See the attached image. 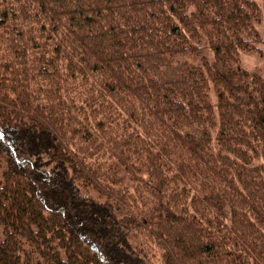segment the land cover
I'll list each match as a JSON object with an SVG mask.
<instances>
[{"label": "trees", "instance_id": "obj_1", "mask_svg": "<svg viewBox=\"0 0 264 264\" xmlns=\"http://www.w3.org/2000/svg\"><path fill=\"white\" fill-rule=\"evenodd\" d=\"M260 10L0 0V264H264Z\"/></svg>", "mask_w": 264, "mask_h": 264}, {"label": "rangeland", "instance_id": "obj_2", "mask_svg": "<svg viewBox=\"0 0 264 264\" xmlns=\"http://www.w3.org/2000/svg\"><path fill=\"white\" fill-rule=\"evenodd\" d=\"M261 7L260 21L256 23V28L259 31L260 41H255L254 45L248 51H241L239 53L240 64L246 68L257 67L260 69L262 76L264 77V0H257ZM206 51V50H205ZM207 56L209 53L204 52ZM6 168V162L0 158V186L3 183V171Z\"/></svg>", "mask_w": 264, "mask_h": 264}]
</instances>
